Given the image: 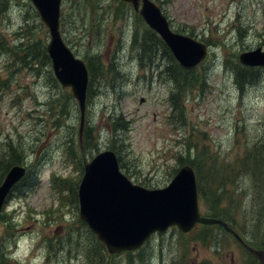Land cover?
Instances as JSON below:
<instances>
[{
	"label": "rangeland",
	"instance_id": "1",
	"mask_svg": "<svg viewBox=\"0 0 264 264\" xmlns=\"http://www.w3.org/2000/svg\"><path fill=\"white\" fill-rule=\"evenodd\" d=\"M152 1L174 33L207 46L193 72L180 71L164 43L143 53L142 39L153 31L131 5L62 1V40L94 70L82 150L77 104L43 60L46 26L30 0H0V184L10 152L29 167L2 209L0 264H258L264 68L240 86L235 78L248 70L239 55L264 49V0ZM106 150L132 183L152 189L167 186L180 166L198 165L199 157V185L208 194L200 211L231 231L219 224L171 229L138 250L109 254L80 220L77 196L84 164ZM93 238L102 246L99 258L88 255Z\"/></svg>",
	"mask_w": 264,
	"mask_h": 264
},
{
	"label": "water",
	"instance_id": "2",
	"mask_svg": "<svg viewBox=\"0 0 264 264\" xmlns=\"http://www.w3.org/2000/svg\"><path fill=\"white\" fill-rule=\"evenodd\" d=\"M30 1L48 29L46 53L53 75L62 88L70 89L77 103L78 140L81 144L86 113L87 68L61 38L59 16L62 0ZM121 1L132 5L134 12L159 36L183 68L189 70L204 59L205 45L172 32L160 9L151 0ZM239 60L247 66H264V50L243 53ZM24 174L23 168L14 166L4 177L0 185V211L10 190ZM77 195L80 220L109 254L134 251L151 235L162 234L173 226L182 233L189 232L198 223L225 226L219 220L200 217L195 176L188 165L183 166L164 188L147 189L133 184L124 176L119 170L115 153L106 150L84 164V175ZM100 195L103 198L100 204H90L93 198ZM253 254L258 264H264V251H253Z\"/></svg>",
	"mask_w": 264,
	"mask_h": 264
},
{
	"label": "trees",
	"instance_id": "3",
	"mask_svg": "<svg viewBox=\"0 0 264 264\" xmlns=\"http://www.w3.org/2000/svg\"><path fill=\"white\" fill-rule=\"evenodd\" d=\"M135 40V36H134V39H133V41ZM35 45H36V43H35ZM34 45V46H35ZM154 45H155V48H154ZM159 45H163V42L159 39V37H157V35L156 34H154L153 32H150L149 34H148V36H146V37H144L143 39H142V44H141V47H142V51H143V53L146 55V54H149V53H152V52H154V51H156V48L158 47L159 48ZM164 48V47H163ZM165 50H166V52L168 53V56H172L171 54H170V52L165 48ZM37 52H38V54H40V53H44V51H42V52H40V50L38 49V46H37ZM45 55V54H44ZM43 60L44 61H46V63L48 64V58H47V56H45L44 58H43ZM87 68H88V72H89V79L90 78H92V75H93V72H94V70L91 68V67H89L88 65H87ZM181 68V67H180ZM98 69V68H97ZM180 71H183V69L181 68L180 69ZM96 73H98L97 71H95ZM189 72H193V71H189ZM258 73H257V69H255V68H249L248 67V70L246 71V73H245V75H236V80H235V82L237 83V85L238 86H240L241 84H243V82L244 81H246V79H248L249 80V78H248V76H256ZM174 79V81L175 82H177V80H176V78L174 77L173 78ZM255 79V78H254ZM253 79V80H254ZM189 83H192V81H190V80H187ZM197 82V81H196ZM90 85H91V82H90V80H89V83H88V90L90 89ZM172 98V97H171ZM176 107H177V105L176 104H174V105H172V111H173V113H174V110L176 111ZM172 115V114H171ZM170 115V116H171ZM170 118V117H169ZM116 126V124H113L112 125V129H114V131H116L117 130V127H115ZM113 127H115V128H113ZM86 128V127H85ZM84 128V132H83V137H82V150H83V144H84V138H85V131H86V129ZM113 134H116V132H114ZM91 140L92 139H90L89 141H88V143L90 144L91 143ZM111 148L112 149H114L112 146H111ZM190 149H192V148H188V150H190ZM15 159H16V156H14V153L13 152H10V154H9V156L7 157V162H9L10 163V166H12V165H15V164H18L17 162H15ZM21 159V158H20ZM196 162L198 163V165L201 163V159L198 157L197 159H196ZM19 163H20V161H19ZM189 164H190V166H192V167H194V169L196 170V172H197V182H198V189H199V192H200V194H201V197H202V199H206V197H205V195H208L207 194V190H205V188H204V186H201L202 185V179H201V175H200V172H199V166L198 165H193L194 163H193V161H191V162H188ZM259 165L260 164V160L259 161H257V162H255L253 165ZM204 169V168H203ZM202 169V170H203ZM54 184H55V181H54ZM199 184H201V185H199ZM29 187H30V190H31V188H32V185H29ZM149 188V187H148ZM207 214H208V212L206 213V215L205 216H207ZM89 232V231H88ZM89 235L91 236V234L89 233ZM93 241L95 242V244H94V247H93V252L92 251H90L89 252V254L88 255H92L93 253H96V255L98 256V258H99V253L102 251V246L100 245V244H98L97 245V242H96V240H95V238H93ZM103 262V261H102ZM203 264H206L205 262L203 263Z\"/></svg>",
	"mask_w": 264,
	"mask_h": 264
},
{
	"label": "bare ground",
	"instance_id": "4",
	"mask_svg": "<svg viewBox=\"0 0 264 264\" xmlns=\"http://www.w3.org/2000/svg\"><path fill=\"white\" fill-rule=\"evenodd\" d=\"M182 81H183V80H182ZM94 191H96V190H92V192H94ZM96 192H97V191H96ZM90 194H91V193H90ZM91 196H92V195H91ZM92 197H93V196H92ZM102 200H103V198H101V195H100V196H98L96 199L93 198V201H90V204H92V203H93V205L100 204ZM223 223L225 224V226L222 225V227L224 228V230H225V231H231L230 228L228 227V225H227L225 222H223Z\"/></svg>",
	"mask_w": 264,
	"mask_h": 264
}]
</instances>
